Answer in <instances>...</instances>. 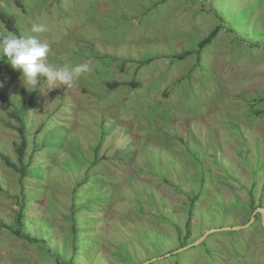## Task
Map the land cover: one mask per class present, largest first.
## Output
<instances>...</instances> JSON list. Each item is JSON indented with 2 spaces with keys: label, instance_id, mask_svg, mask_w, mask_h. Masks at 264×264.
I'll return each mask as SVG.
<instances>
[{
  "label": "rangeland",
  "instance_id": "rangeland-1",
  "mask_svg": "<svg viewBox=\"0 0 264 264\" xmlns=\"http://www.w3.org/2000/svg\"><path fill=\"white\" fill-rule=\"evenodd\" d=\"M18 2L1 35L43 23L46 63L90 71L32 89L0 60V151L31 157L22 185L0 158V264H264V0Z\"/></svg>",
  "mask_w": 264,
  "mask_h": 264
},
{
  "label": "clouds",
  "instance_id": "clouds-1",
  "mask_svg": "<svg viewBox=\"0 0 264 264\" xmlns=\"http://www.w3.org/2000/svg\"><path fill=\"white\" fill-rule=\"evenodd\" d=\"M47 31L43 23H33L32 36L3 35L0 36V60L6 58L7 63L21 74V80L27 88L36 89L44 77L50 88L60 84L72 87L84 73L90 71L89 62L73 68L54 67L46 63L50 46L39 39V34Z\"/></svg>",
  "mask_w": 264,
  "mask_h": 264
},
{
  "label": "trees",
  "instance_id": "trees-1",
  "mask_svg": "<svg viewBox=\"0 0 264 264\" xmlns=\"http://www.w3.org/2000/svg\"><path fill=\"white\" fill-rule=\"evenodd\" d=\"M17 3L18 0H16ZM0 20L2 22L6 23L7 28H10L11 22L8 19V17H6V15L0 10ZM219 30V27L216 26L214 27L211 32L205 36L203 39H201L198 43H197V49L195 52H199V50L204 47L206 44H208L209 42H211V40L215 37L217 31ZM0 36H3L0 34ZM190 53H192L191 51H182L180 53H175V55L173 56L174 58L177 59H183L184 57H186L187 55H189ZM21 134V130H18ZM15 149H16V153H17V157H18V161L17 163H14L13 161H11L9 159V157L2 153L0 151V158L5 162V164H7L8 166L12 167L16 172L19 173V182L22 185V180L23 177L28 175L30 173V164H31V157H29L28 162H25V145H24V141L22 140L20 142L19 145H15ZM0 225H4L3 221L0 219ZM8 228L10 229V232L14 235H16L19 238L25 239L31 243H38L40 240L39 238H37L34 235H31L29 233L26 232L25 230V217L22 213V208L14 215V219H13V223L11 225H8ZM188 233H186L185 238L187 237ZM73 242L75 244L76 240L73 239ZM76 256V252H72L71 257L68 259V264H75L74 263V258ZM59 256H56V259L59 260Z\"/></svg>",
  "mask_w": 264,
  "mask_h": 264
},
{
  "label": "water",
  "instance_id": "water-1",
  "mask_svg": "<svg viewBox=\"0 0 264 264\" xmlns=\"http://www.w3.org/2000/svg\"><path fill=\"white\" fill-rule=\"evenodd\" d=\"M256 210H258L261 213V223H262L263 228H264V209L258 208ZM248 225H249V223H245V224L239 225V226L225 227V229H239V228H244V227H246ZM201 241H202V238L197 239L196 241H193L192 243H189V244H186V245H183V246L179 247L178 249H176L173 252H179V251L185 250V249H187V248H189V247H191L193 245H196V244L200 243ZM140 264H147V263H140Z\"/></svg>",
  "mask_w": 264,
  "mask_h": 264
}]
</instances>
